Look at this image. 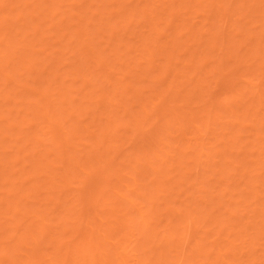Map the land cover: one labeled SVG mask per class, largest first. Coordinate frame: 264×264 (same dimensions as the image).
<instances>
[{"label":"bare ground","instance_id":"bare-ground-1","mask_svg":"<svg viewBox=\"0 0 264 264\" xmlns=\"http://www.w3.org/2000/svg\"><path fill=\"white\" fill-rule=\"evenodd\" d=\"M6 1L8 2L9 0ZM6 1L1 0L3 4L7 3ZM14 1L12 2L13 5L20 4L18 3L20 1ZM64 1L65 0H31L30 2L29 0V3L25 2L24 7L26 8L22 7L23 9H28V12L26 11L25 14L22 13L23 11L21 12L18 5V16L15 18V20H10L11 23L9 25V21L7 20V18L3 19L4 17L2 18V16H0V221L4 220V223L0 222V264H264V261H260V257V259H255V256H258L256 252L258 251V249L260 251L261 248L258 244L262 243L261 240H264V86H262L264 85V79H262L264 78V51H262L264 50V47H262L264 45L260 46V44H262V37H264L261 35L262 37L260 38V34L264 33V31H260L261 33H257L259 34L258 37H252L253 35L248 34L250 33L251 30L249 29L251 28L244 26L248 24H243V22L246 21L244 19L247 17H249V19L252 18L250 21H253V23L261 20L262 24H264V0H251V2H247L246 0H233V2L230 1V3H227L228 0H209L210 2H206L207 0H127L125 2V4L128 3V5H126L127 7L123 5L124 0H116V3L114 0L115 4L112 2L113 0H111L109 4L113 5L115 9H111L109 6L107 10L111 9L109 10L110 13L108 11V16L106 15V17L103 18V20L109 19V24L106 21L101 20L99 17H97L98 20L103 21V24H100L99 21L97 22V18L94 19L95 14H98L101 18L102 16H104L103 12L105 11L101 9L102 7H104V5L106 6V2L104 0H102L104 1V3L101 0H79L78 3L75 2L77 0H70L71 4L68 5L72 7L68 11V13L70 12V15H68L69 18H66L62 11H58L63 6L62 4ZM99 1H101V4ZM223 1H226L227 6ZM244 2L246 3L245 5ZM26 3L33 12H31V10L27 8ZM30 3L35 5L31 6ZM97 3L100 5H98ZM211 4L212 6L216 4V10L214 11L215 13L219 12V15L221 14L220 17L222 20L220 19L221 22L219 28L221 27L222 29V27L224 26L222 30L224 31V34L222 33V31L220 33L219 30V32H216V29H213L214 31H211L214 23L210 20L211 17H208L211 13H202L203 18L199 17L201 18V21L199 20V18H194L195 15H198L197 11L199 10L200 12L199 8H211ZM233 5H236V7H232ZM74 6L77 8H75ZM10 7H12V5H10ZM194 7H197V9ZM248 8H250V10L252 12L254 11L255 13H250ZM191 9L195 10L192 11ZM218 9L220 10L218 11ZM189 10H191L192 12ZM221 10L223 12L228 11L227 13L229 14V18L226 17L225 14L223 15ZM245 11L249 12L247 13ZM91 12L94 14L93 17L91 15ZM188 12L189 16H192L194 14V16L190 18L193 20V26H188V24L184 22L178 23L180 19H182V17L178 16H185L188 14ZM28 13L30 16L28 15ZM113 14L115 17L112 16ZM174 16L175 18L177 16L179 20H176L178 22H175L171 19L169 20L168 17ZM223 16H225L226 18ZM237 16H240V18L242 17V19H238ZM207 17L209 18V20ZM114 18L116 21H113ZM116 18L118 19V21ZM50 19H52L53 22H51ZM67 19L68 22H66ZM204 19H206V21H204ZM231 19H233L234 21L230 22ZM195 20H197V22ZM240 20L242 21V23H239ZM64 21L67 24H70L71 22L70 27L68 26L69 24L67 26L63 24V26H65V29L62 28L61 30H58L59 32L55 31L56 28H61V25L62 23H64ZM209 21L211 23H209ZM228 21L230 23L229 25L227 24ZM47 23L52 24L48 25ZM53 24L57 26L51 27L53 26ZM107 24L108 26H110L108 27ZM202 24H204V26ZM262 24H259L260 27H264L262 26ZM16 25L19 26L17 27ZM47 25L50 27H48ZM253 25L255 26V24H252V26ZM242 26L243 28H241ZM15 27H17L18 30L15 29ZM130 27L133 29H131ZM49 29H52L54 33L50 32L51 30ZM104 29L107 31H105ZM29 30L32 31V36L31 33L29 34ZM262 30H264V28H262ZM25 31L28 32L29 36ZM48 31L51 33L52 37L44 35L46 36V38L44 37V39L43 32L44 34H48ZM61 32L63 33V35ZM33 35H36L35 39L33 38ZM187 35L192 36V38H187ZM20 37L23 39H21ZM47 37H57L56 39L58 40V43H60L59 45L62 44L61 46L64 45L63 47L65 48L71 47V40L69 41L68 39L73 38L72 42L75 41L76 44L78 42L76 46L74 45L70 48L72 51L67 50L66 52H70L69 54H71V60L69 59L70 57L68 59L66 58V60L64 59L65 57L63 59H59L61 57H56V54L58 52L56 51V49L54 51L53 47H51L52 49L49 48V45L51 43H49L50 39H47ZM61 37H64V41L60 39ZM101 37H104L105 40L103 38L101 40ZM184 37H186L185 43L188 46L185 45L186 47L184 48L182 46L179 47L174 40L176 38L181 39ZM238 37L242 39L240 40V38ZM199 38L203 41L205 40L206 43L202 40L200 41ZM29 39H31V42ZM97 39L100 41H98ZM124 40L126 41L124 42ZM134 40L136 42H132ZM146 40H149V42ZM192 40L195 41L193 42ZM246 40L247 43L249 42V40L251 41V45L249 44L251 46H249V52H253L250 54H253L255 52V54H253V57L250 58L252 60H250L249 58L247 59L245 57V54H243V48L246 45ZM67 41L68 44H65L67 43ZM221 41L223 42V45L225 44L226 46H228L227 48H225L226 46L224 45V48L226 50L223 49ZM187 42H190V44H188ZM32 43H34L35 46ZM111 43L114 44L112 45ZM103 44H107L108 46ZM135 45L137 46L135 47ZM147 45H150L149 47L152 49H150ZM205 45L208 50L205 48ZM199 46H204V50L203 48H201L202 50L199 52ZM36 47L41 48L42 52L47 49L48 51L46 50V52L49 53V55L47 53V57L39 60L40 62L37 61L39 65L42 64V67L35 65V63H32V60H36V58H34L35 53H39L41 51L40 49L36 50ZM219 47L221 48L218 49ZM256 47L259 51V53L257 52L258 58H256ZM16 48L18 49L16 50ZM65 48L61 50H64ZM209 50L214 51L216 55L213 54L214 52L212 51L211 54L216 58H219L218 61L217 59L214 60L216 61L215 67L212 65L207 66H210V69L214 67L213 70L211 69L212 71L208 68L210 70V73L212 72V78L209 75V72H204V70L201 69L203 66L198 62L201 59V55L199 53H202L205 56V59H203V64H207L206 61L208 60V53H210ZM216 50H218L219 53H217ZM219 50H224L225 52H220ZM14 52L17 53L13 54ZM19 52H24V54L22 53V60L20 59V62H17V65L21 64V66L19 65V67L16 65L14 66V68H12L13 70L10 69L11 73L6 72L5 69L9 70V68L16 63L15 57L17 58L18 56H20ZM46 52L43 53L45 54ZM54 52L56 54H54ZM137 52H141L139 53L141 56ZM50 53L54 54V56L51 57ZM132 53H135V59ZM181 53L184 54V58H182L183 54L182 56H180ZM16 54L19 55L16 56ZM73 54L76 56H74ZM217 54H219V56H217ZM13 56L15 57L11 59V57ZM132 56L134 61L133 63H131L135 64L134 68L129 67V65L131 64L130 60H132ZM197 56H199L200 58L197 59ZM7 57H9L10 61ZM48 57H50L51 59L46 60L45 58ZM73 57L74 59H76L74 60ZM193 57L195 59H193ZM6 58L9 62L6 60ZM127 58L131 59L129 60ZM176 59L177 62L175 61L173 64H171L172 61ZM196 59L197 63L195 62ZM255 59L256 61L257 59L259 61H257V63H254L256 62ZM211 60L213 59L209 58L210 64L212 63ZM249 60L251 61L249 62L250 65L246 64ZM57 61L60 62V64ZM64 61L65 64H68L67 66L65 64V66L63 65ZM217 62L219 63L217 64ZM224 62L230 63L232 67H226L227 65ZM55 63L56 68L53 67ZM192 63L196 65L193 66ZM252 63H254V65H252ZM172 65L173 68L171 67ZM57 67H59V69ZM67 67L69 68V70ZM61 68H63V70H61ZM96 68L100 69V71H98V69ZM220 69H222L225 73L220 71L222 75H219V78L227 76L226 79L223 78V80H228L227 84H234L233 82L238 78L237 76H248V79L249 77H252L250 82L255 80L254 84L256 86L254 87L256 88V91H251L255 92V95L253 93V95L248 96V98L247 96L243 97L242 95L240 97V92H248L247 88H249L250 90L251 86L253 87L254 85L252 84L253 82L250 84L247 78L242 77L243 79H247L246 83H249L250 87L247 85L248 87L245 89V91H243L244 88H242L243 90L237 89L239 90V96L238 93H236V96L240 97L241 99H239L238 103L234 105L235 107L228 104V106H225V108L223 107L222 109H220L221 106L218 108L214 107V102L212 104L214 92L212 93L211 90L207 88L211 84V79L213 80V82L214 80L216 81L215 76L220 73ZM37 70H39L41 73L44 72L42 74L43 76ZM55 70H57V72H55ZM60 70L64 73H61ZM156 70L158 71L157 75L159 76L156 75ZM214 70H217L218 73ZM239 71L241 73L240 75H237ZM16 72L18 74H16ZM202 72H204L202 77H206L205 73H207V77L208 75L210 76L208 77V79L211 78L210 81L207 80V78L201 77L203 80L200 79L199 76H201L202 74H199ZM257 72L258 74L256 75L255 73ZM6 73H8L7 76L5 75ZM58 73H60L61 76ZM25 74H28V76H25ZM176 74L178 75L176 76ZM50 75L54 76H51L50 78ZM229 75H231V78L235 76V80H230ZM20 76L21 78L22 76L25 77H23V80L17 79ZM33 76L35 77V79H33ZM56 76L58 78H56ZM155 76L162 78H158V87H160L159 89L156 86L153 87L154 84L151 83V77L157 79ZM8 77H10V79ZM26 77H30L28 78V81L30 80L29 82L27 81ZM177 77H180L181 80L178 83H175ZM253 77L255 78L253 79ZM257 77H259L260 79ZM6 78L9 81H4V79L6 80ZM36 78H39V80H37ZM45 78L46 82H44ZM52 78L54 79L53 81ZM64 78L67 82L64 80ZM256 78L259 80H257ZM55 79L59 80L56 81ZM18 80L19 82H17ZM163 80L165 81V84L167 82L166 85L163 84ZM1 81L4 84L6 82L7 83L3 86V83ZM23 81H25L26 83L25 87ZM38 81L40 83H38ZM54 81H56V83H54ZM202 81L203 84L201 83ZM229 81H231L232 83H230ZM243 81L245 82V80ZM51 82H53L54 84H51ZM69 82L70 85L68 84ZM148 82L150 84L143 87L144 84ZM17 83L19 86H21L18 87ZM45 83H47L48 85H45ZM75 83L79 85L81 84V87L83 86V94H81V90H75V86L77 85ZM13 84L14 86L12 87ZM33 84H37L35 89L37 87L41 88H37V93H39L41 96L39 95L37 97V94H34V96L32 94L31 97H33V102L29 101L30 103H28L27 98L29 97V95L28 93L26 94V90H28V88ZM59 84L63 86L66 85V87L64 86L63 89L69 88L73 85L74 87H71L72 91L74 90L73 92H75V94H78L73 95L72 92H64L62 90L63 86ZM173 84H176L177 88L176 85ZM236 84L237 83H235V85ZM86 85H89V87H91L89 91L87 90L89 93H87L85 90ZM137 85L143 87L144 89L139 87V89H143L141 92L131 93L132 88L135 89ZM163 85L167 88H161L163 87ZM182 86L185 88H189L182 91ZM23 87L26 91H24V94H22ZM50 87L52 91L56 90L55 93L54 91L51 93ZM52 87H54L55 89ZM210 87L212 88V86ZM139 89L137 91H140ZM33 90L34 88H32V91ZM148 90H153L152 92H154L152 93L150 91L152 94V96L149 97L150 100L148 99V95L146 94L148 93ZM156 90H158V92H156ZM252 92L250 93V95L252 94ZM67 93H71L70 95H68V98ZM22 95L26 96L23 97ZM71 95L73 98H69V96ZM78 95L79 97H77ZM138 95H141L142 99L141 100L139 98V104L138 101H136V99H138ZM164 95L168 97L164 98L165 102H167V98L169 102L167 104H170V101L174 102V100H176L177 102H181V105L185 107L183 108V111L181 110L182 112L177 114L176 110L180 111V108L176 107L179 109H176L175 112L173 111L174 113L171 112L172 114H170L169 116L163 115L166 119L161 118L163 117L161 114L160 116L157 114L158 118H156L157 115L154 117L155 110H159V113L166 114L168 112L170 113V109L172 110L173 108L169 107V105L164 102V106H168L169 111H167V109H164L163 111V109L161 108L163 104L160 103L161 101L159 100H162V96ZM94 96L95 98H93ZM143 96H146L147 98H143ZM201 96L203 98H201ZM86 97L90 98V101L86 100L87 102H89V104L93 98V105L91 107H86L88 104L87 102V104L84 103V98ZM111 97V100H113L114 102H111V100H109V102L111 103L109 104L108 102L106 104L107 100ZM156 98H159L157 99L158 101H156ZM200 98L203 99V102ZM192 100H195V103L196 100L197 102H202V104L201 102L196 103L200 107L198 108L197 106H195V108L197 107L198 110L192 108L194 110V112L192 110L193 114L191 110H189L191 109L190 105L192 104L189 105L188 103ZM77 102L81 104L83 102V104H77ZM12 103L14 104V106L12 105ZM239 103L241 104L239 105ZM35 104L38 106H36ZM112 104L115 107H110L111 109L109 111L104 110L105 105H108L109 107V105ZM133 104H138L140 106H137L139 107L137 108ZM118 105L120 108H117ZM159 105H161V107H159ZM14 107L16 108L14 109ZM228 107L231 109H229ZM87 108L90 110H88ZM107 111L109 113H107ZM62 113L64 114L62 115ZM194 113L195 115L197 114L196 117ZM200 114H203L202 116L204 117L200 118ZM2 115L5 116V118ZM207 115L208 118H210V120L212 121L210 122L211 124L209 123V125L208 122H206V120H209L207 118ZM79 116H82V118ZM86 116L87 120L85 119ZM120 117L122 120L119 119ZM191 117L192 120L190 125ZM222 117L228 119L225 120L224 118L227 123L231 122V120L232 122L228 125L227 123H224ZM77 118L80 119L77 120ZM131 118L132 120L129 121L128 119ZM147 118H150L147 121H150V124L156 127L155 130L158 133L157 135L155 130H151L153 128H150L149 125L145 123L147 122L145 121ZM159 118L162 120V123H159L161 122ZM204 118L207 119L205 120ZM153 119H159L158 121L155 120V123L159 124L158 126L154 123ZM186 119L187 121H185ZM219 119H222L220 121H223L225 125L218 122ZM32 120H35L36 122ZM117 120L119 122H117ZM85 121L89 122L85 123ZM181 121L185 123H180V125L179 122ZM98 122L101 123V125H99ZM24 123L25 126H27L26 128L28 130L26 128L25 130L21 129L20 126ZM36 123H38V125L40 124L39 130L36 129ZM192 123L195 126H193L194 128L191 127ZM2 124H4L5 126H3ZM6 124L8 125L6 126ZM81 124H88L89 126H92V129L90 128L89 130L87 128L86 130L88 132H85L84 126L86 125L82 127ZM140 125H145L147 126L146 128L149 127L150 129L143 131V126L141 127ZM174 125L177 126H175L176 130L174 129L175 127H173ZM210 125L213 126V128L210 127ZM1 126L5 127L6 129L2 128ZM57 126L61 131L60 132L58 130L59 133L56 132L57 129L55 127ZM159 126H161V128H159ZM95 127L99 128L100 131H98L99 129H97L96 131ZM133 127H137V129ZM81 128H83V131L81 130ZM122 128H124L123 130H125L124 133L122 132ZM185 128H191L192 130L190 129V131L188 129L190 131L188 132ZM208 128L212 130V132ZM1 129H4L5 131H2ZM177 129L181 132V139L179 136L180 134L178 135V133L173 136L175 132H179L177 131ZM126 130L129 131L126 132ZM162 130L163 132L161 133ZM245 130L248 132H246ZM37 131H41V133L37 134ZM137 131H142V133H139ZM2 132H6L4 136ZM164 132H167V134H165L166 139L163 134ZM207 132L208 134L211 133L212 137L210 138V140L208 139V137H205L208 135ZM238 132H240L242 135ZM244 132H246V135ZM127 133H131L132 136L134 133V135L136 136H141L142 141H145V144H149L150 146H142L144 149L143 151L140 143H137L135 147L132 146L133 148L128 145L131 150L135 148V150H133L132 157V152H130L131 150H129L130 148H128L127 146V141L116 143L113 142V140H121L119 139V134H121V137L123 136L122 139H128L129 142L131 140H134L136 136L134 138L132 136L130 138H126ZM185 133H188L187 135L191 136H187V138L189 137V141L192 140V142H195L196 139L201 136V138H199L201 139V142L197 141V143H195L196 147L198 146V149L196 147H192L194 148V150L191 149L190 145L192 142H189V145L186 143L187 145L184 146L191 149V152L193 151V153L189 152L190 155L183 153V150L181 149L183 147L179 148L178 150L177 143L183 144L182 141L184 140L182 138H186V136H182H184ZM199 133L201 134L200 136ZM146 134H149L148 140L146 139ZM161 134L163 135L161 136ZM240 135L241 137H243H239ZM2 136L4 138H8V141L17 136V139L15 138L13 139V141L15 142L16 140L15 144H17L18 142L21 143H18L15 147L16 152L9 146L8 148H6L7 144L4 145V143L7 142V140H4ZM153 136L156 138L158 136L160 137L155 140ZM176 136H179L178 139H180V141H177ZM204 137L208 141H205ZM144 138L147 141L144 140ZM212 138H214V140ZM239 138L241 141L239 140ZM246 138L251 140H245ZM172 139H175L177 142L175 143V141H172ZM150 140L155 141L154 143L151 141V143ZM242 141L243 143L246 141L247 142L243 144ZM24 142L25 146H23ZM173 142L174 145L171 144ZM112 143H114V145ZM123 143L125 144L123 145ZM28 144L32 146H29ZM46 145L48 146V149H45L47 148ZM26 146L28 147V149ZM120 146L122 149H119ZM112 147H115L116 150H112ZM249 147L251 149H249ZM123 148L127 149L126 152H124ZM172 148L175 150H170ZM234 148L237 149L236 154L241 149H243L238 153L240 154V156L237 157L235 153L233 154V152H235ZM244 150L248 151L247 154L246 152L244 153ZM13 151L14 153H12ZM23 152H27V154L23 157L19 156V154ZM117 152L119 153L117 157L115 156V158L114 155H117ZM141 152L143 154H141ZM108 153H111L112 155ZM195 153H198L201 158L199 157L197 159L194 156ZM98 155L99 157H101L99 158ZM183 155H185V157L187 158H185ZM192 155L195 157V159ZM221 155L224 156V159H222L223 157H219ZM229 156L233 157L236 160H239L240 164L234 161H230L228 158L231 157ZM95 157L98 158L96 159ZM217 157L219 158L218 160H216ZM117 158L118 161L122 162V166L123 164H125V162H127V166L125 167L127 170L123 169V172L127 171L126 173H123L121 171V174H119V169L116 170L114 168V170L116 171L113 170L112 164ZM193 159L195 160V162ZM209 160H215L217 161V163H215V161L210 163ZM191 163L194 165V168L198 165H196V163H199L200 166H205L206 168L204 169L202 167L200 168V166H197L196 168L199 170V172H196L197 169L194 171ZM189 164H191V166ZM110 165L112 168L109 167ZM212 165L213 170L210 169L212 168ZM145 166L149 170L146 171ZM186 166L188 167V169ZM214 166L219 170H216ZM243 166L244 168H246L244 169ZM191 168L195 173L187 176L191 171ZM199 168L205 171H201ZM214 168L215 172L218 171L216 175L214 174ZM186 169L189 172L186 171ZM211 170L213 171V174L215 176H220L218 177L219 181H216L217 177L213 179V182L212 178L208 179L209 176H212V174H209L207 176L205 172L209 173L210 171L212 173ZM228 170H233L232 172H234V174L236 173V176H238L237 178L230 179V182L234 181L231 182L233 186L230 183L229 185L227 181L226 173ZM116 172L118 173V175ZM113 173L117 175L116 178L119 180L118 182L116 181L117 183H115L114 185L111 184L112 186L111 188H109V191L108 188L106 189V187L107 184H110L106 181L111 180V176H115L113 175ZM197 173H200L201 176L198 175L194 177L193 175H196ZM149 174L152 175L151 178H149ZM203 174L206 176H204ZM93 176L94 179H89V177L92 178ZM185 176H187V178ZM203 176L206 178V180H204L205 178ZM99 177L100 179L103 177L104 178L102 180H99ZM201 177L203 178L202 180H200ZM188 178L192 182V185L196 186L194 187L196 188L195 193H197V197L191 196L190 193H185L189 192L190 190V192H192V190L195 189L192 186L193 189L189 190L190 186L186 185V181H189ZM104 179L108 180H105L103 182ZM197 179L199 181L196 183ZM207 179L212 183L216 181V183H214L215 186L213 185L212 187V183ZM236 179L238 181H236ZM97 180L101 181L100 184L97 183ZM114 180L116 179L112 178L111 181L115 182ZM111 181L109 182L113 183ZM183 181H185L184 185H186V187H189L182 188L184 187L181 186L183 184ZM225 181H227L226 183L231 189H228V187L226 186L227 184L222 183ZM74 182L77 183L75 189L72 186ZM207 183H210L211 185L208 187ZM217 183L222 184V188ZM104 184H106V187ZM217 186L220 188H217ZM237 186H239V190L235 188ZM173 190L177 192L174 197H176L178 195V192L180 191L184 199H179L177 196V199H175V201L173 197H171L172 194L175 193L172 192ZM111 194L114 196H111ZM111 197L117 200L113 203ZM179 197L181 198L180 195ZM226 197L229 198V200L227 199V203L224 200V198ZM212 198L213 200L216 199L215 202H217L218 204L220 203L218 201H221L222 203V200L226 203H224V205H227L228 208L225 210V212L219 214L218 210L220 209V207H216L217 203L214 202V204L212 202ZM118 201L120 203H118ZM121 201H123L122 204ZM113 205L115 207H118L115 208ZM120 205H122L121 208ZM222 205L223 203L220 205L222 208L226 207ZM98 206L99 210H96L98 209ZM89 208H93L95 210L91 212V210L89 211ZM128 208L129 210H132L129 211ZM168 211L172 213L170 214V212L168 213ZM169 215H173V219ZM163 216H165V222H163ZM90 217L91 219H89ZM169 217L172 219L170 222L168 221V219L170 220ZM135 226L138 228H136ZM83 227H86L87 230ZM116 229L118 231H115ZM124 229H126L127 232H125ZM133 229L135 233H133ZM114 231L116 233H114ZM9 232L10 235L6 236ZM117 234H119V236ZM5 238L6 240H4ZM102 239L106 244H102ZM257 240H260L261 242L258 243V241L256 243ZM46 245L47 247H44ZM238 245L239 247H236ZM260 245L262 246V244ZM255 247H257L258 249L256 250ZM243 254H246V256H244ZM244 257H246V259ZM257 260L259 263L256 262Z\"/></svg>","mask_w":264,"mask_h":264},{"label":"rangeland","instance_id":"rangeland-1","mask_svg":"<svg viewBox=\"0 0 264 264\" xmlns=\"http://www.w3.org/2000/svg\"><path fill=\"white\" fill-rule=\"evenodd\" d=\"M5 1H6V0H5ZM13 1H14V0H9L8 2L6 1L7 3H4V4H3V2H1V0H0V11H1V12H0V16H2V18L4 17L3 19L7 18V20L9 21L8 25L11 23L12 20H15V18L18 16V12H17V10H18V7H17V6H18V5H19V8H20L21 12L23 11L22 13L25 14L26 11L28 10V9H27V10H26V9H23L22 7H24V6H25V2H28L29 0H18V1H20V2H18V3H20V4H18V5H13V4H12ZM16 1H17V0H16ZM71 1H72V0H71ZM71 1H70V0H65V1L63 2V4H62L63 6L58 10V11H60V12L62 11V12L64 13V16H65L66 18L68 17V15H70V14H69L70 12L68 13V11L70 10V8H71L72 6H70V5H68V4H71V3H70ZM74 1H75V0H74ZM74 1H73V2H74ZM78 1H79V0H77V1H75V2L78 3ZM86 1H87V0H86ZM101 1H102V0H101ZM101 1H99L100 4H101ZM104 1L106 2V6L104 5V7L101 8L103 11H105V12L101 11V12H103V15H104V16H102V18H101L98 14H97V15L95 14V16H94V14L91 12V15H92V17L94 16V19L97 18V17H99L101 20H103V18L106 17L108 11L111 10L112 8H114L113 5L109 4V2H110L111 0H104ZM104 1H102V2L104 3ZM126 1H127V0H124V1H123V2H124L123 5H125V6L128 5V3L125 4ZM208 1H209V0H207L206 2H208ZM230 1L233 2V0H228L227 3H230ZM246 1H247V2H248V1L251 2V0H246ZM14 2H15V1H14ZM30 2H31V0H30ZM55 2H57V1H55ZM112 2L114 3V0H113ZM209 2H210V1H209ZM223 2H224L225 5L227 6L226 1H223ZM234 2H235V1H234ZM28 3H29V2H28ZM115 3H116V0H115ZM115 3H114V4H115ZM117 3H118V2H117ZM6 4H7V5H6ZM15 4H16V3H15ZM26 4H27V3H26ZM30 4H31V3H30ZM47 4H48V3H47ZM52 4H53V3H52ZM55 4H56V3H55ZM97 4H98V3H97ZM97 4H96V5H97ZM100 4H98V5H100ZM143 4H144V3H143ZM245 4H246V3L244 2V5H245ZM250 4H251V3H250ZM250 4H248V5H250ZM10 5H12L13 9H12V7H10ZM21 5H22V6H21ZM32 5H33V4H31V6H32ZM34 5H35V4H34ZM34 5H33V6H34ZM48 5H49V4H48ZM56 5H57V4H56ZM98 5H97V6H98ZM203 5H204V4H203ZM26 6H27V8H29V7H28V4H27ZM50 6H51V5H50ZM50 6H49V7H50ZM78 6H79V5H78ZM109 6H110L111 9L107 10V9L109 8ZM117 6H118V5H117ZM217 6H218V4H217ZM74 7H75V6H74ZM74 7H73V8H74ZM115 7H116V5H115ZM126 7H127V6H126ZM202 7H203V6H202ZM232 7L235 8L236 5H233ZM244 7H245V6H244ZM24 8H26V7H24ZM52 8H53V7H52ZM75 8H77V7H75ZM94 8H95V7H94ZM194 8L197 9V7H194ZM198 8H199V7H198ZM204 8H205V7H204ZM215 8H216V4H214L213 6H212V4H211V8H205V9L199 8V9H200V12H199V10L197 11V12H198V15H197V16H196V15L194 16V14H193L192 16H194V18H197V19H198L199 17H202V13H205V14H206V13H208V14L211 13L210 16H208V17H211L210 20H211L212 22H214V23H213V26H212L213 28H212L211 31H214V30L216 29V30H217L216 32H219V31H220V33H221V31L223 30V27H224V26L222 25V26H223L222 29H221V27L219 28V25H220V22H221L222 19H221V17H220L221 14L219 15V12H216L217 14L215 13V11H214V10H216ZM2 9H3V10H2ZM29 9H30V8H29ZM54 9H55V8H54ZM78 9H80V8H78ZM91 9H92V8H91ZM114 9H115V8H114ZM248 9H249V11H250V13H251L252 11L250 10V8H248ZM251 9H252V8H251ZM24 10H25V11H24ZM30 10H31V12H33L32 9H30ZM191 10L194 11L195 9H194V10L191 9ZM191 10H189V11H191ZM219 10H220V9H218V11H219ZM243 10H245V9H243ZM246 10H247V7H246ZM75 11H77V10H75ZM192 11H191V12H192ZM213 11H214V12H213ZM221 11H222V10H221ZM249 11H245V12L248 13ZM27 12H28V11H27ZM46 12H47V11H46ZM49 12H50V10H49ZM49 12H48V13H49ZM227 12H228V11H226V12H223V11H222L223 15L225 14L226 17L229 18V14H228ZM29 13H30V12H29ZM29 13H28V15H29ZM94 13H95V12H94ZM109 13H110V11H109ZM109 13H108V14H109ZM111 13H112V12H111ZM193 13H195V12H193ZM252 13L254 14L255 12L253 11ZM16 14H17V15H16ZM20 14H21V13H20ZM195 14H197V13H195ZM243 14H244V13H243ZM187 15H188V16H187ZM187 15H185V16H178V17H182V19H180L179 22L177 21V20H179V19L177 18V16H176V18H175V16H174V17H168V18H169V20L171 19V20H174L175 22H178V23H180V22H184V23H187L188 26H189V25L193 26V25H192V23H193L192 21H193V20L190 19L192 16H189V12H188ZM203 15H204V14H203ZM213 15H215V16H213ZM29 16H30V15H29ZM49 16H50V15H49ZM107 16H108V15H107ZM112 16H114V14H113ZM204 16H205V15H204ZM206 16H207V15H206ZM218 16H219V17H218ZM242 16H243V15H242ZM248 16H249V15H248ZM255 16H256V15H255ZM61 17H62V16H61ZM114 17H115V16H114ZM183 17H184V18H183ZM208 17H207V18H208ZM223 17H225V16H223ZM226 17H225V18H226ZM246 17H247V16H246ZM252 17H253V15H252ZM27 18H28V17H27ZM50 18H51V17H50ZM68 18H69V17H68ZM168 18H167V19H168ZM202 18H203V17H202ZM207 18H206V19H207ZM212 18H213V19H212ZM237 18L239 19L240 16H239V17L237 16ZM255 18H256V17H255ZM91 19H92V18H91ZM116 19H117V18H116ZM176 19H177V20H176ZM184 19H187V20H184ZM206 19H204V21H206ZM220 19H221V20H220ZM223 19H224V18H223ZM240 19H242V17H241ZM248 19H249V17L245 18L244 20H246V21L243 22V24H248V25H249V26H248V25H244V26H247V27H250V28H251V29H249V30H251V31H250V33H248V34H249V35H250V34L253 35L252 37H258L259 34H257V33H261L260 31H264V30H262V28H264V27H260V25L262 24V21H261V20H260V21L258 20L256 23H253V21H252V22L250 21L252 18H250L249 20H248ZM259 19H260V17H259ZM7 20H6V21H7ZM10 20H11V21H10ZM50 20H51V22H53L52 19H50ZM55 20H56V19H55ZM55 20H54V21H55ZM65 20H66V19H65ZM88 20H89V19H88ZM110 20H113V19H110ZM190 20H191V21H190ZM199 20L201 21V18H199ZM199 20H198V22H199ZM208 20H209V18H208ZM208 20H207V21H208ZM247 20H248V21H247ZM253 20H254V18H253ZM255 20H256V19H255ZM98 21H99V20H98V18H97V22H98ZM103 21H106V22L108 23L109 19H108V20L105 19V20H103ZM103 21H99L100 24H101ZM113 21H116L115 18H114ZM117 21H118V19H117ZM195 21L197 22V20H195ZM231 21L233 22L234 20L231 19L230 22H231ZM249 21H250V22H249ZM13 22H14V21H13ZM17 22H18V20H17ZM49 22H50V21H49ZM66 22H68V19H67ZM66 22L64 21V23H62V25H61V28H56L55 31L59 32L58 30H61L62 28L65 29V26H67V25L69 24V23L67 24ZM94 22H96V21H94ZM141 22H142V21H141ZM143 22H144V21H143ZM172 22H173V21H172ZM190 22H191V23H190ZM196 22H195V23H196ZM254 22H255V21H254ZM260 22H261V23H260ZM87 23H88V22H87ZM90 23H91V22H90ZM144 23H145V22H144ZM189 23H190V24H189ZM209 23H211V22L209 21ZM239 23H242V21L240 20ZM15 24H16V22H15ZM17 24H18V23H17ZM47 24H48V23H47ZM49 24H50V23H49ZM49 24H48V25H49ZM51 24H52V23H51ZM51 24H50V25H51ZM63 24H64L65 26H63ZM70 24H71V22H70ZM70 24L68 25L69 27H70ZM80 24H82V23H80ZM92 24H93V22H92ZM94 24H95V23H94ZM102 24H103V23H102ZM104 24H105V23H104ZM108 24H109V23H108ZM108 24H107V26H108ZM227 24H228V25L230 24L229 21L227 22ZM252 24H255V26H254V25L252 26ZM259 24H260V25H259ZM45 25H46V24H45ZM45 25H44V27H45ZM48 25H47V26H48ZM96 25H97V24H96ZM184 25H185V24H184ZM202 25L204 26V24H202ZM6 26H7V25H6ZM16 26H17V25H16ZM18 26H19V25H18ZM18 26H17V27H18ZM47 26H46V27H47ZM55 26H57V25H54V24H53V26H51V27H55ZM94 26H95V25H94ZM98 26H99V25H98ZM98 26H97V27H98ZM101 26H102V25H101ZM109 26H110V25H109ZM109 26H108V27H109ZM133 26H134V24H133ZM195 26H196V25H195ZM226 26H227V25H226ZM238 26H239V24H238ZM262 26H264V24H262ZM17 27H15V29H17ZM48 27H50V26H48ZM58 27H59V25H58ZM69 27H68V28H69ZM99 27H100V26H99ZM108 27H107V28H108ZM209 27H210V25H209ZM9 28H10V27H9ZM30 28H31V27H30ZM68 28H67V29H68ZM91 28H92V27H91ZM93 28H94V27H93ZM130 28H131V27H130ZM136 28H137V27H136ZM192 28H193V27H192ZM192 28H191V29H192ZM202 28H203V27H202ZM241 28H243V26H242ZM41 29H42V27H41ZM53 29H54V28H53ZM67 29H66V30H67ZM102 29H103V28H102ZM131 29H133V28H131ZM134 29H135V28H134ZM210 29H211V28H210ZM213 29H214V30H213ZM6 30H8V29H6ZM17 30H18V29H17ZM43 30H44V29H43ZM47 30H48V29H47ZM49 30H51L50 32L54 33V31H53L52 29H49ZM69 30H70V29H69ZM93 30H94V29H93ZM104 30H105V29H104ZM196 30H197V28H196ZM201 30H204V29H201ZM218 30H219V31H218ZM225 30H226V29H225ZM241 30H242V29H241ZM29 31H30V30H29ZM64 31H65V30H64ZM105 31H107V30H105ZM25 32H26V31H25ZM31 32H32V31H30L29 34H30ZM46 32H47V31H46ZM48 32H49V31H48ZM50 32H49L48 34H46V33L44 34V32H43V38H44V37L46 38V36H48V37H52V35H51ZM62 32H63V30H62ZM62 32H61V33H62ZM67 32H68V31H67ZM208 32H209V30H208ZM225 32H226V31H225ZM26 33L28 34V32H26ZM26 33H24V34H26ZM55 33H56V32H55ZM121 33H122V32H121ZM220 33H218V34H220ZM222 33L224 34V31H222ZM255 33H256V35H255ZM29 34H28V36H29ZM33 34H34V32H33ZM105 34H107V33H105ZM223 34H221V35H223ZM44 35H46V36H44ZM55 35H56V34H55ZM55 35H54V36H55ZM57 35H58V34H57ZM62 35H63V33H62ZM69 35H70V34H69ZM94 35H95V34H94ZM221 35H220V36H221ZM261 35L264 36V33H261V34H260V38L262 37ZM31 36H32V33H31ZM35 36H36V35H35ZM35 36L33 35V38H34V39H35ZM54 36H53V37H54ZM67 36H68V35H67ZM67 36H66V37H67ZM121 36H122V35H121ZM123 36H124V34H123ZM188 36H189V35H187V38H192V36H189V37H188ZM48 37H47V39H50L49 43H51V44L49 45V48L53 47V50H54V51H55V49H56V51H57L58 53L56 54V53L54 52V54H56V55H57L56 57H58V58L61 57V58H59V59H63L64 57H65V58H64L65 60H66V58L68 59V58L71 56V54H69V53H70L69 51H68V53H66L67 50H71V49H70L71 47H73L74 45L76 46V45L78 44V42H77V44H76L75 41L72 42V39H73V38H72V39H68V38H69V37H68L67 39H68L69 41L71 40L70 42H71L72 44L70 43V44H71V45H70L71 47H68V46H69V45H68V46H66V47H68V48H65V47H63L64 45H63V46H61L62 44L59 45L60 43H58V40L56 39L57 37H56V38H48ZM58 37H60V36H58ZM99 37H100V36H99ZM197 37H198V36H197ZM202 37H203V36H202ZM221 37H222V36H221ZM20 38H21V37H20ZM45 38H44V39H45ZM63 38H64V37H61L60 39L63 40ZM97 38H98V37H97ZM102 38L105 40L104 37H101V40H102ZM200 38H201V37H200ZM200 38H199V40L201 41L202 39H200ZM238 38H240V37H238ZM21 39H23V38H21ZM47 39H46V40H47ZM65 39H66V38H65ZM107 39H109V38H107ZM162 39H163V38H162ZM178 39H179V40H178ZM193 39H195V38H193ZM241 39H242V38H240V40H241ZM16 40H17V39H16ZM29 40H30V42H31V39H29ZM32 40H33V39H32ZM36 40H37V39H36ZM62 40H61V41H62ZM95 40H96V39H95ZM97 40H98V39H97ZM104 40H103V42H104ZM196 40H197V38H196ZM238 40H239V39H238ZM260 40H261V39H260ZM56 41H57V42H56ZM63 41H64V40H63ZM98 41H100V40H98ZM125 41H126V40H124V42H125ZM146 41L149 42V40H146ZM174 41H176V44H178L179 47L182 46V47L184 48V47H186L185 45H187V44L185 43V42H186V37L181 38V39H180V38H176ZM174 41H173V42H174ZM190 41H191V40H190ZM192 41H193V40H192ZM194 41H195V40H194ZM194 41H193V42H194ZM202 41H203V40H202ZM261 41H262V44H260V46H261V45H264V37H262V40H261ZM17 42H18V41H17ZM19 42H21V41H19ZM24 42H25V41H24ZM33 42H34V41H33ZM132 42H136V41L134 40V41H132ZM196 42H197V41H196ZM198 42H199V41H198ZM203 42L206 43L205 40H204ZM203 42H202V43H203ZM219 42H220V41H219ZM250 42H251V41L249 40V42L247 43V40H246V41H245V43H246L245 46H246V47L244 46V48H243V54H245V57H246L247 59H248V58L250 59L251 57H253V54H255V52H254L253 54H250V53H252L253 51L249 52V50H250V49H249V46L251 45ZM22 43H23V42H22ZM22 43H21V45H22ZM96 43H97V42H96ZM145 43H146V42H145ZM184 43H185V44H184ZM187 43H188V42H187ZM202 43H201V44H202ZM205 43H204V44H205ZM221 43H222V45H223V42H222V41H221ZM221 43H219V44H221ZM243 43H244V42H243ZM243 43H242V44H243ZM32 44L34 45V43H32ZM32 44H31V45H32ZM65 44H68V41H67V43H65ZM111 44L113 45L114 43H111ZM146 44H147V43H146ZM146 44H145V45H146ZM171 44H172V43H171ZM188 44H190V42H189ZM191 44H192V43H191ZM201 44H200V45H201ZM204 44H203V45H204ZM249 44H250V45H249ZM17 45H18V44H17ZM103 45H107V44H103ZM173 45H174V44H173ZM173 45H172V46H173ZM194 45H195V44H194ZM222 45H221V46H222ZM224 45H225V44H224ZM224 45L222 46L223 49H225V48L228 47V46L225 45L226 47L224 48ZM34 46H35V45H34ZM99 46H100V45H99ZM99 46H98V47H99ZM107 46H108V45H107ZM110 46H111V45H110ZM110 46H109V47H110ZM136 46H137V45H135V47H136ZM147 46H148V45H147ZM147 46H146V48H147ZM149 46H150V45H149ZM149 46H148V47H149ZM187 46H188V45H187ZM190 46H191V45H190ZM219 46H220V45H219ZM241 46H242V45H241ZM19 47H20V46H19ZM46 47H47V46H46ZM103 47H104V46H103ZM203 47H204V46H203ZM203 47H202V46H201V47H200V46L198 47L199 52L202 50L201 48H203ZM250 47H251V46H250ZM262 47H264V46H262ZM33 48H34V47H33ZM44 48H45V47H44ZM44 48H43V49H44ZM63 48H65V49H64V50H61V49H63ZM77 48H78V47H77ZM77 48H76V49H77ZM101 48H102V47H101ZM112 48H113V47H112ZM112 48H110V49H112ZM149 48H150V47H149ZM192 48H193V47H192ZM205 48H206V45H205ZM220 48H221V47H219L218 49H220ZM17 49H18V48H16V50H17ZM34 49H35V48H34ZM37 49H40V50H41V48H39V47H36V50H37ZM51 49H52V48H51ZM74 49H75V48H74ZM150 49H152V48H150ZM206 49H207V48H206ZM239 49H240V48H239ZM256 49H257L256 53H257V52L259 53L257 47H256ZM261 49H262V48H261ZM40 50H39V51H40ZM46 50H47V49H46ZM46 50L43 51V52H46ZM178 50H179V48H178ZM180 50H181V49H180ZM203 50H204V48H203ZM207 50H208V49H207ZM225 50H226V49H225ZM252 50H253V49H252ZM19 51H21V50H19ZM47 51H48V50H47ZM71 51H72V50H71ZM75 51H76V50H75ZM75 51H73V52H75ZM209 51H210V53H208V60H207L208 62L206 61L207 64H206V63H205L206 65L203 64V62H204L203 59H205V56H204L202 53H199V54L201 55V59H200V61H198V62L201 63L202 66H203L201 69L204 70V72H205V71H206L207 73L209 72V75H210L211 78H212V75H211L212 72L210 73V70H211V69L213 70V68H214L215 65H216V63H215L216 61H214V60L217 59V61H218L219 58H216L215 56H213V55L211 54V51H212V50H209ZM216 51H217V53H219L218 50H216ZM219 51H220V50H219ZM223 51H224V50H221L220 52H223ZM241 51H242V50H241ZM241 51H240V53H241ZM247 51H248V52H247ZM260 51H261V50H260ZM262 51H264V50H262ZM262 51H261V52H262ZM17 52H18V51H17ZM17 52H14L13 54H15V53H17ZM43 52H42V50H41L39 53L36 52V53H35V56H34V58H36V60H35V61L32 60V61H33L32 63H35V65H38V66H41V67H42V64L39 65V63H37V61L43 59L44 57H47V53H48V52H46L45 54H44ZM178 52H179V51H178ZM207 52H208V51H207ZM207 52H206V53H207ZM212 52H214V51H212ZM224 52H225V51H224ZM22 53L24 54V52H22ZM22 53L19 52L20 56H18L19 54H18V55L16 54V56H18L17 58H16L15 56L11 57V59L15 57V62H16V63L13 64V65L9 68V70L5 69L6 72H10V69L13 70L12 68H14V66L17 65V62H18L20 59L22 60V58H23V57H22V55H23ZM135 53H136V52H135ZM135 53H134V54H135ZM137 53L139 54V53H141V52H137ZM258 53L256 54V58H258V56H257ZM13 54H12V55H13ZM50 54H51V53H50ZM54 54H51V57L54 56ZM132 54H133V53H132ZM134 54H133V56H134ZM182 54H183V53H181L180 56H182ZM199 54H198V55H199ZM213 54H215V52H214ZM2 55H4V54H2ZM7 55H8V54H7ZM48 55H49V53H48ZM58 55H59V56H58ZM73 55H74V54H73ZM73 55H72V56H73ZM139 55H140V54H139ZM139 55H138V56H139ZM174 55H175V54H174ZM178 55H179V54H178ZM178 55H177V56H178ZM196 55H197V54H196ZM205 55H206V54H205ZM215 55H216V54H215ZM223 55H225V54H223ZM0 56H1V55H0ZM74 56H76V55H74ZM133 56H132V60H130L131 58H130V59L127 58V59L130 60V63H131V62L133 63V61H134V59H135V56H134V59H133ZM136 56H137V54H136ZM140 56H141V55H140ZM206 56H207V55H206ZM217 56H219V54H217ZM247 56H248V57H247ZM259 56H260V55H259ZM184 57H185V56H184V54H183V57H182V58H184ZM197 57H198L197 59L200 58L199 56H197ZM220 57H221V56H220ZM254 57H255V55H254ZM260 57H261V56H260ZM260 57H259V58H260ZM7 58H8V60H9V57H7ZM7 58H6V60H7ZM32 58H33V57H32ZM58 58H57V60H58ZM137 58H139V57H137ZM174 58H175V57H174ZM174 58H173V59H174ZM209 58H210V59H213V60H211V61H212L211 64H210ZM225 58H226V56H225ZM225 58H224V59H225ZM45 59L47 60V59H51V58L48 57V58H45ZM69 59L71 60V57H70ZM73 59H74V57H73ZM75 59H76V58H75ZM75 59H74V60H75ZM77 59H78V58H77ZM127 59H126V60H127ZM178 59H179V57H178ZM193 59H195V58L193 57ZM197 59H196V61L194 60L196 63H197ZM206 59H207V57H206ZM6 60H4V61H6ZM8 60H7V61H8ZM46 60H45V61H46ZM53 60H54V59H53ZM74 60H73V61H74ZM136 60H137V59H136ZM136 60H135V61H136ZM180 60H181V59H180ZM183 60H184V59H183ZM250 60H252V59H250ZM250 60H249L248 63H246V64H249V65H250V63H249V62H251ZM253 60H254V59H253ZM4 61H3V62H4ZM9 61H10V60H9ZM9 61H8V62H9ZM61 61H63V60H61ZM67 61H68V60H67ZM73 61H72V62H73ZM175 61L177 62V59H176V60H173L171 64H173ZM178 61H179V60H178ZM255 61H256V59H255ZM257 61H259V60L257 59ZM257 61H256V62L252 61V62L257 63ZM19 62H20V61H19ZM21 62H22V61H21ZM39 62H40V61H39ZM55 62H56V60H55ZM57 62H58V61H57ZM72 62H71V63H72ZM136 62H137V61H136ZM163 62H164V61H163ZM229 62H230V61H229ZM260 62H261V61H260ZM4 63H5V62H4ZM6 63H7V62H6ZM30 63H31V62H30ZM48 63H49V61H48ZM58 63L60 64V62H58ZM58 63H57V64H58ZM61 63H62V62H61ZM68 63H70V62H68ZM132 63L129 65L130 68H134V65H135V64H132ZM214 63H215V64H214ZM218 63H219V62H217V64H218ZM224 63H226V62H224ZM254 63H252V65H254ZM18 64H19V63H18ZM46 64H47V63H46ZM64 64H65V61H64L63 65H64ZM213 64H214V65H213ZM3 65H5V64H3ZM19 65L21 66V64H19ZM19 65H17V66H19ZM55 65H56V63L54 64L53 67L56 68ZM65 65L67 66L68 64L66 63ZM65 65H64V66H65ZM192 65L194 66V65H196V64L192 63ZM208 65H210V66L212 65V66H214V67L210 69V66L207 67ZM226 65H227L226 67H228V66L230 67V66H231L230 63H226ZM20 66H19V67H20ZM59 66H60V65H59ZM64 66H62V67H64ZM199 66H200V65H199ZM217 66H218V65H217ZM255 66H256V65H255ZM255 66H254V67H255ZM35 67H36V66H35ZM171 67L173 68V65H172ZM231 67H232V66H231ZM5 68H6V67H5ZM43 68H44V65H43ZM43 68H42V69H43ZM57 68L59 69V67H57ZM67 68H68V67H67ZM199 68H200V67H199ZM208 68H209L210 70H209ZM52 69H53V68H52ZM58 69H57V70H58ZM96 69H98V68H96ZM253 69H254V68H253ZM258 69H260V68H258ZM15 70H16V69H15ZM40 70H41V68H40ZM53 70H54V69H53ZM57 70H55V72H57ZM61 70H63V68H61ZM61 70H60V71H61ZM68 70H69V68H68ZM207 70H208V71H207ZM212 70H211V71H212ZM217 70H218V68H217ZM217 70H214V71L218 73ZM227 70H228V69H227ZM227 70H226V72H227ZM16 71H17V70H16ZM21 71H22V70H21ZM37 71L40 72L39 70H37ZM37 71H36V72H37ZM66 71H67V70H66ZM98 71H100V69H98ZM159 71H160V70H159ZM220 71L223 72L222 69H220L219 72H220ZM256 71H257V70H256ZM50 72H51V71H50ZM62 72H63V71H61V73H62ZM122 72H123V71H122ZM161 72H162V71H161ZM196 72H197V71H196ZM200 72H201V70H200ZM204 72H202V73L199 74V75L202 74L201 76H199L200 79L203 80L202 78H207V80L210 81L211 78L208 79V77H210V76L208 75V77H207V73H205V74H206V77H205V76L202 77ZM221 72H220L219 74L216 73V74H217V76H215L216 81L214 80V82H213V80L211 79V82H210L211 84H210V86H212V88H211L210 86L207 88V89H210L212 93L214 92V98H215V99L213 98V101H212V104H213V102H214V104H213V105H215L214 107L218 108V107L221 106L220 109H222L223 107L225 108V106H228V105H230V106H231V105L234 106L235 104L238 103L239 99H241V98H240L241 95H242L243 97H244V96H247V98H248V96H252L253 93H254V95H255V92H252V91H254V90L256 91V88L254 87V86H256V85L254 84V83H255V80L252 81L253 83L250 82L252 77H251V78L249 77V79H248V78H247L248 76H247V77L242 76L243 78H244V77L247 78V79L249 80L248 82H250V84H251V83L254 84L253 87L251 86V89L249 90V88H247V87H248V86L250 87V84H249V83H246L247 79H243L242 77L237 76L238 78L235 80V79H234L235 76L231 78V75H229V76H230V80H231V79H234L235 81L233 82L234 84H227V83H228V82H227L228 80H227V81L225 80L227 76H226V77H223V78H225L224 80H223V78H221V77L219 78V75H220V76L222 75ZM10 73H11V72H10ZM12 73H13V72H12ZM14 73H15V71H14ZM14 73H13V74H14ZM19 73H20V72H19ZM40 73H41V72H40ZM43 73H44V72H42L41 75H42ZM63 73H64V72H63ZM157 73H158V71L156 70V75H157ZM223 73H225V72H223ZM240 73H241V72L239 71L237 75H240ZM16 74H18V73L16 72ZM37 74H38V73H37ZM51 74H52V73H51ZM58 74H60V73H58ZM120 74H121V73H120ZM123 74H124V73H123ZM213 74H215V73H213ZM228 74H229V73H228ZM255 74L257 75L258 72L255 73ZM5 75L7 76L8 73H6ZM30 75H31V74H30ZM33 75H34V73H33ZM56 75H57V74H56ZM62 75H63V74H62ZM153 75H154V74H153ZM177 75H178V74H176V76H177ZM194 75H195V74H194ZM235 75H236V74H235ZM243 75H244V74H243ZM2 76H3V75H2ZM25 76H28V74H27V75L25 74ZM25 76H22V78H21V76H20V77L17 78V79H19V80H23V79H24L23 77H25ZM31 76H32V75H31ZM35 76H36V75H35ZM42 76H43V75H42ZM51 76H54V75H50V78H51ZM57 76H58V75H57ZM57 76H56V78H58ZM60 76H61V74H60ZM98 76H99V74H98ZM157 76H159V75H157ZM157 76H155L157 79L151 77V83L154 84L153 87H155V86L158 87V85H159V84H158V82H159L158 78L160 79L161 77H157ZM179 76H180V74H179ZM195 76H196V75H195ZM224 76H225V75H224ZM229 76H228V78H229ZM12 77H13V76H12ZM16 77H18V76H16ZM36 77H37V76H36ZM38 77H39V76H38ZM63 77H64V76H63ZM69 77H70V76H69ZM69 77H68V78H69ZM197 77H198V75H197ZM201 77H202V78H201ZM1 78H3V77H1ZM8 78L10 79V77H8ZM26 78H27V77H26ZM28 78H30V77H28ZM28 78H27V81H28ZM43 78H44V77H43ZM59 78H60V77H59ZM68 78H67V79H68ZM71 78H73V77H71ZM239 78H241V79H239ZM254 78H255V77H253V79H254ZM257 78H259V77H257ZM257 78H256V79H257ZM17 79H16V80H17ZM33 79H35L34 76H33ZM36 79L39 80V78H36ZM62 79H63V78H62ZM75 79H76V78H75ZM75 79H74V81H75ZM161 79H162V78H161ZM164 79H165V78H164ZM220 79H221V80H220ZM259 79H260V78H259ZM259 79H257V80H259ZM262 79H264V78H262ZM7 80H8L7 78H6V80L4 79V81H7ZM19 80H18L17 82H19ZM47 80H48V79H47ZM53 80H54V79L52 78V81H53ZM55 80L58 81L59 79H58V80L55 79ZM64 80L66 81L65 78H64ZM70 80H71V79H70ZM149 80H150V79H149ZM157 80H158V81H157ZM180 80H181L180 77H179V78L177 77V80H176L175 83H178ZM205 80H206V79H205ZM207 80H206V81H207ZM243 80H245V82H244ZM257 80H256V81H257ZM2 81H3V80H2ZM2 81H1V82H2ZM8 81H9V80H8ZM29 81H30V80H29ZM29 81H28V82H29ZM32 81H33V80H32ZM40 81H42V80H40ZM43 81H44V80H43ZM56 81H54V83H56ZM68 81H69V80H68ZM76 81H77V80H76ZM79 81H80V80H79ZM79 81H78V83H79ZM161 81H162V80H161ZM163 81H164V80H163ZM209 81H208V82H209ZM223 81H225V82H223ZM236 81H237V82H236ZM241 81H242V82H241ZM15 82H16V81H15ZM15 82H14V83H15ZM35 82H36V81H35ZM44 82H46V78H45V81H44ZM66 82H67V81H66ZM72 82H73V81H72ZM81 82H83V81H81ZM149 82H150V81H149ZM149 82H148V83H145L143 87H145V85L150 84ZM229 82L232 83L231 81H229ZM2 83H3V82H2ZM6 83H7V82H6ZM6 83H5V84H6ZM20 83H21V82H20ZM23 83H24V87H25V86H26L25 81H23ZM23 83H22V86H23ZM33 83H34V82H33ZM38 83H40V82L38 81ZM52 83H53V82H51V84H52ZM54 83H53V84H54ZM73 83H74V82H73ZM73 83H71V84H73ZM100 83H101V82H100ZM201 83L203 84V81H202ZM235 83H237V84L235 85ZM5 84L3 83V86H4ZM8 84H9V83H8ZM30 84H31V83H30ZM42 84H43V83H42ZM46 84H47V83H45V85H46ZM62 84H64V83H62ZM68 84L70 85V82H69ZM75 84H77V83H75ZM134 84H135V83H134ZM156 84H157V85H156ZM161 84H162V83H161ZM163 84L166 85L167 82H166V84H165V81H164ZM184 84H185V83H184ZM184 84H183V85H184ZM186 84H187V83H186ZM204 84H205V83H204ZM208 84H209V83H208ZM28 85H29V83H28ZM47 85H48V84H47ZM59 85H61V84H59ZM59 85H58V86H59ZM80 85H81V84H80ZM80 85L77 84V85L75 86V87H76L75 90H76V89H77L78 91L81 90V94H83V90H82V87H83V86L81 87ZM142 85H143V84H142ZM164 85H163V87H161V88H165V89H166L167 87H166V86L164 87ZM173 85H176V84H173ZM188 85H189V83H188ZM206 85H207V83H206ZM234 85H235V87H234ZM247 85H248V86H247ZM261 85H262V84H261ZM9 86H11V85H9ZM9 86H8V88H9ZM13 86H14V84L12 85V87H13ZM17 86L20 87L21 85L19 86L18 83H17ZM36 86H37V84H36V85L33 84V85H32L31 87H29V88H28V86H27V88H28V90H26L27 92L24 90V87H23V89L20 88V89L23 90V91H22L23 93L20 91L22 94H24V91L26 92V94L28 93L29 97H28V98L26 97L28 103H30L29 101L33 102V97H31L32 94H33V96H34V94H35V95L37 94V95H36L37 97L40 95L39 93H37V92H38V91H37V88H39V87H37V88L35 89ZM39 86H40V85H39ZM41 86H42V85H41ZM51 86H52V85H51ZM61 86H63V85H61ZM61 86H60V87H61ZM64 86L66 87V85H64ZM64 86L62 87V90H63L64 92H66V91H67V92H72L73 95H77V94H78V93L75 94V92H73L74 90L72 91V88L74 87L73 85H72L73 87L71 86L72 88L69 87V86L67 85L69 88H65V89H63ZM87 86H88V87H87ZM151 86H152V85H151ZM161 86H162V85H161ZM259 86H260V85H259ZM262 86H264V85H262ZM54 87H55V86H54ZM54 87H52V88H54ZM134 87H136V86H134ZM139 87H140V88H143V87L137 85V87H136L135 89L132 88L131 93H132V92H133V93L141 92V91L144 89V88H143V89L141 90V89H139ZM182 87H183V86H182ZM185 87H186V85H185ZM185 87H183V88L180 87V88L182 89V91H184L185 89L189 88L190 85H189V87H187V88H185ZM205 87H206V86H205ZM213 87H214V90L216 89L215 91L213 90ZM3 88H4V87H3ZM32 88H34V90H36V91H34V90L32 91ZM44 88H45V87H44ZM47 88H48V87H47ZM149 88H150V86H149ZM159 88H160V87H158V89H159ZM176 88H177V85H176ZM176 88H175V89H176ZM203 88H204V87H203ZM235 88H236V89H235ZM242 88H244V90H243ZM246 88L248 89V92L245 91ZM252 88H255V89H252ZM13 89H14V88H13ZM17 89H18V88H17ZM25 89H26V88H25ZM29 89H31V90H29ZM39 89H41V88H39ZM50 89H51V87H50ZM54 89H55V88H54ZM90 89H91V87H89V85H86L85 90H86L87 93H89L88 91H89ZM138 89H139L140 91H137ZM153 89H154V88H153ZM237 89H242V90L245 91V92H240V97H238V96H239V90H237ZM0 90H1V89H0ZM58 90H60V89H58ZM87 90H88V91H87ZM160 90H162V89H160ZM177 90H179V89H177ZM236 90H237V91H236ZM242 90H240V91H242ZM251 90H252V91H251ZM15 91H16V90H15ZM40 91H42V90H40ZM53 91H54V90H53ZM53 91H52V89H51V93H52ZM55 91H56V90H55ZM55 91H54V93H55ZM150 91L152 92L153 90H150ZM150 91L148 90V93H146V94L148 95V99H149V97L152 96V94H151ZM173 91H174V90H173ZM182 91H180V92H182ZM196 91H198V90H196ZM203 91H205V90H203ZM20 92H19V93H20ZM42 92H44V91H42ZM42 92H41V93H42ZM58 92H60V91H58ZM156 92H158V90H156ZM156 92H155V93H156ZM159 92H162V91H159ZM206 92H207V91H206ZM251 92H252V94L250 95ZM3 93H4V92H3ZM56 93H57V92H56ZM62 93H63V92H62ZM84 93H85V91H84ZM152 93H154V92H152ZM170 93H171V92H170ZM178 93H179V92H178ZM236 93H238V96H236V95H237ZM1 94H2V93H1ZM5 94H6V93H5ZM70 94H71V93H70ZM70 94L67 93V98H68V95H70ZM111 94H112V93H111ZM137 94H138V93H137ZM141 94H142V93H141ZM146 94H145V95H146ZM166 94H167V93H166ZM200 94H201V93H200ZM216 94H217V95H216ZM131 95H132V94H131ZM133 95H134V94H133ZM215 95H216V96H215ZM1 96H2V95H1ZM22 96H23V95H22ZM24 96H26V95H24ZM24 96H23V97H24ZM40 96H41V95H40ZM203 96H204V95H203ZM2 97H3V96H2ZM37 97H34V98H37ZM54 97H55V96H54ZM57 97H58V96H57ZM70 97H72V95L69 96V98H70ZM74 97H75V96H74ZM77 97H79V95H78ZM82 97H85V96H82ZM89 97H91V96H89ZM89 97L84 98V101H85L84 103L87 102L86 100L90 101V98H89ZM134 97H136V96H134ZM134 97H133V98H134ZM145 97H146V96H145ZM145 97L143 96V98H145ZM165 97H167V96H166V95L162 96V100H159V101H161L160 103L163 104V103L165 102V101H164V100H165V99H164ZM199 97H200V95H199ZM204 97H205V96H204ZM253 97H254V96H253ZM253 97H252V98H253ZM72 98H73V97H72ZM88 98H89V99H88ZM93 98H95V96H94ZM93 98H92V100H93ZM139 98L141 99V95H138V99L135 98L136 101H138V100L140 101ZM146 98H147V97H146ZM167 98H168V97H167ZM167 98H166V101H167V102H165L166 104L169 103L168 100H167ZM195 98H196V97H195ZM201 98H203V97L201 96ZM201 98H200V99H201ZM211 98H212V97H211ZM250 98H251V97H250ZM24 99H25V98H24ZM50 99H51V98H50ZM111 99H112V97H111L110 99L107 100L106 104H107V103L109 102V100H111ZM148 99H147V101H148ZM157 99H159V98H156V101H158ZM160 99H161V98H160ZM198 99H199V98H198ZM205 99H206V98H205ZM242 99H243V98H242ZM245 99H246V98H245ZM0 100H1V99H0ZM3 100H4V99H3ZM19 100H20V98H19ZM92 100H91L90 104H89V102H87L88 104L86 103V104H87L86 107H89V106L91 107V106L93 105ZM141 100H142V99H141ZM149 100H150V99H149ZM201 100H202V102H203V99H201ZM210 100H211V99H210ZM21 101H22V100H21ZM37 101H38V100H37ZM71 101H72V100H71ZM112 101H113V100H111V102H112ZM132 101H133V100H132ZM139 101H138V104H139ZM193 101H194V102H193ZM3 102H4V101H3ZM27 102H26V103H27ZM34 102H35V101H34ZM80 102H81V101H80ZM111 102H109V104H110ZM113 102H114V101H113ZM130 102H131V101H130ZM200 102H201V101H200ZM200 102H197V100H196V103H200ZM202 102H201V104H202ZM240 102H241V101H240ZM21 103H23V102H21ZM140 103H141V102H140ZM147 103H148V102H147ZM160 103H159V104H160ZM188 103H189V105L192 104V105H190V106H191V107H190L191 109H189V110H191V112H192V110H193L192 108H195V106H197L198 108H200L199 105H197V104L195 103V100H192L191 102H188ZM37 104H38V102H37ZM77 104H81V103H78V102H77ZM82 104H83V102H82ZM82 104H81V105H82ZM86 104H85V105H86ZM130 104H131V103H130ZM138 104H137V105L133 104V105H135L136 107H137V106H140V105H138ZM141 104H142V103H141ZM181 104H182L181 102H177L176 100H174V102H171V101H170V104H167V105H169V107H171V108L173 107L172 110L170 109V113H169V112L166 113V114H165V113H159V112H158L159 110H158V111L155 110V112L157 111L158 113H157V112H156V113L154 112V114H155L154 117H155L157 114H158L159 116H160V114H161L162 116H163V115H168V116H169L170 114H172L171 112H173V111L175 112L176 109H179V108H180V111H179V110H176V113L178 114V113H180V112L183 111V108H185V107H183ZM227 104H228V105H227ZM240 104H241V103H239V105H240ZM9 105H11V104H9ZM12 105L14 106L13 103H12ZM35 105H36V104H35ZM40 105H41V104H40ZM114 105H116V104H114ZM7 106H8V105H7ZM36 106H38V105H36ZM55 106H56V105H55ZM75 106H76V105H75ZM135 106H132V107H135ZM180 106H181V107H180ZM186 106H188V105H186ZM200 106H201V105H200ZM19 107H20V106H19ZM32 107H33V106H32ZM34 107H35V106H34ZM110 107L112 108V107H115V106H113V104H112V105H109V107H108V105H105L104 110H105V111H106V110L109 111V110L111 109ZM159 107H161V105H159ZM169 107H168V106L165 107L164 104H163V106H162L161 108L163 109V111H164V109H167V111H169ZM176 107H179V108H176ZM197 107H196L195 109H197ZM234 107H235V106H234ZM234 107H233V108H234ZM236 107H237V106H236ZM10 108H11V107H10ZM15 108H16V107H14V109H15ZM117 108H120L119 105L117 106ZM137 108H139V107H137ZM156 108H157V107H156ZM174 108H175V109H174ZM186 108H187V107H186ZM228 108H229V107H228ZM11 109H12V108H11ZM87 109H88V108H87ZM94 109H95V107H94ZM159 109H160V108H159ZM229 109H231V108H229ZM88 110H90V109H88ZM135 110H136V109H135ZM135 110H134V111H135ZM181 110H182V111H181ZM197 110H198V109H197ZM85 111H86V110H85ZM108 111H107V113H109ZM134 111H133V112H134ZM165 111H166V110H165ZM178 111H179V112H178ZM220 111H222V110H220ZM174 112H173V113H174ZM193 112H194V110H193ZM193 112H192V114H193ZM198 112H199V111H198ZM107 113H105V114H107ZM119 113H120V112H119ZM176 113H175V114H176ZM1 114H2V113H1ZM7 114H8V113H7ZM63 114H64V113H62V115H63ZM66 114H67V112H66ZM66 114H65V115H66ZM175 114H174V115H175ZM177 114H176V115H177ZM3 115H4V114H3ZM3 115H2V116H3ZM89 115H90V114H89ZM158 115L156 116V118H158ZM190 115H191V114H190ZM194 115H195V113H194ZM196 115H197V114H196ZM196 115H195V117H196ZM202 115H203V114H202ZM202 115L200 114V118H201V117H204V116H202ZM224 115H225V113H224ZM224 115H222V116H224ZM0 116H1V115H0ZM107 116H109V115H107ZM117 116H118V115H117ZM119 116H120V114H119ZM198 116H199V114H198ZM3 117L5 118V116H3ZM6 117H7V116H6ZM10 117H11V116H10ZM79 117L82 118V116H79ZM154 117H153V118H154ZM170 117H172V116H170ZM192 117H193V116H192ZM192 117L190 118V125H191ZM226 117H227V116H226ZM151 118H152V115H151ZM161 118H164V116L161 117ZM167 118H168V117H167ZM197 118H198V117H197ZM207 118H208V115H207ZM207 118H206V119H207ZM212 118H213V116H212ZM212 118H211V119H212ZM222 118H223V117H222ZM224 118H225V117H224ZM224 118H223V120H224ZM35 119H37V118H35ZM78 119H80V118H77V120H78ZM85 119L87 120V116L85 117ZM88 119H89V117H88ZM119 119L122 120L121 117H120ZM149 119H150V118H149ZM149 119L147 118L145 121H147V120H149ZM159 119H160V118H159ZM159 119H157V120L155 119V120L158 121ZM164 119H166V118H164ZM164 119H163V120H164ZM198 119H199V118H198ZM204 119H205V118H204ZM206 119H205V120H206ZM208 119H209V120H208V121L206 120V122H208V125H209V123L212 122V121L210 120V118H208ZM229 119H230V118H229ZM1 120H2V119H1ZM5 120H6V119H5ZM123 120H124V119H123ZM128 120L131 121L132 118H131V119H128ZM151 120H152V119H151ZM153 120H154V119H153ZM155 120H154V123L156 122ZM160 120H161V119H160ZM220 120H222V119H219L218 122L223 123V121L221 122ZM225 120H228V119L225 118ZM225 120H224V123H227V121H225ZM7 121H8V118H7ZM7 121H6V122H7ZM32 121H35V120H32ZM133 121H134V119H133ZM185 121H187V119H186ZM188 121H189V120H188ZM195 121H196V120H195ZM200 121H202V120H200ZM200 121H199V123H200ZM203 121H204V120H203ZM4 122H5V121H4ZM35 122H36V121H35ZM45 122H46V121H45ZM72 122H73V121H72ZM88 122H89V121H88ZM88 122L85 121V123H88ZM117 122H119V121L117 120ZM151 122H152V121H151ZM192 122H193V121H192ZM206 122H205V123H206ZM231 122H232V120H231ZM231 122H229V123H227V124L229 125ZM39 123H40V121H39ZM83 123H84V122H83ZM129 123H130V122H129ZM133 123H134V122H133ZM143 123H144V122H143ZM143 123H142V124H143ZM145 123H146L147 125H149L150 128H153V129H151V130L154 131V130L156 129V127H154V125L152 126V125L150 124V121H147V122H145ZM148 123H149V124H148ZM159 123H162V120H161V122H159ZM180 123L182 124V123H185V122H182V121H181V122H179V124H180ZM199 123H198V124H199ZM224 123H223V124H224ZM8 124H9V123H8ZM8 124H6V126H7ZM36 124H37V125H36ZM36 124H35V125H36L37 127H36V126H35V127H36L37 130H39V129H40V124H39V125H38V123H36ZM45 124H46V123H45ZM98 124L101 125V123H99V122H98ZM103 124H104V123H103ZM155 124H157V123H155ZM179 124H178V125H179ZM181 124H180V125H181ZM201 124H202V123H201ZM206 124H207V123H206ZM206 124H204V125H206ZM210 124H211V123H210ZM212 124H213V123H212ZM218 124H219V123H218ZM243 124H244V123H243ZM2 125L5 126L4 124H2ZM33 125H34V124H33ZM78 125H79V124H78ZM81 125H82V124H81ZM84 125H86V126H88V127H86V126H84ZM93 125H94V124H93ZM96 125H97V124H96ZM131 125H132V124H131ZM158 125H159V124H157V126H158ZM180 125H179V126H180ZM188 125H189V124H188ZM213 125H214V124H213ZM221 125H222V124H221ZM224 125H225V124H224ZM228 125H227V126H228ZM231 125H232V124H231ZM3 126H1V127H2V128H5V127H3ZM83 126H84V131H85V132H88V131L86 130L87 128H88L89 130H90V128L92 129V126H89L88 124H83L82 127H83ZM103 126H104V125H103ZM121 126H122V124H121ZM140 126H141V125H140ZM140 126H139V127H140ZM142 126H143V125H142ZM142 126H141V127H142ZM155 126H156V125H155ZM171 126H172V125H171ZM175 126H176V125H174L173 127H175ZM193 126H194V125H193V123H192V126H191V127L194 128L195 126H194V127H193ZM202 126H203V125H202ZM227 126H226V127H227ZM20 127H21V129L25 130V128H26L27 126H25V123H24V124H22ZM38 127H39V128H38ZM97 127H98V126H97ZM131 127H132V126H131ZM131 127H130V128H131ZM143 127H145V128H143ZM143 127H142L143 131H145V130H149V129H150L149 127L146 128L147 126H145V125H144ZM176 127H177V126H176ZM176 127L174 128L175 130H176ZM186 127H187V126H186ZM207 127H208V126H207ZM207 127H206V128H207ZM210 127L213 128V126H211V125H210ZM32 128H33V127H32ZM32 128H31V129H32ZM55 128L57 129L56 132H58V130L60 129L58 126L55 127ZM95 128H96V127H95ZM133 128H135V127H133ZM159 128H161V126H159ZM179 128H180V127H179ZM179 128H178V129H179ZM238 128H239V127H238ZM5 129H6V128H5ZM26 129H27V128H26ZM97 129H99V128H96L95 130L97 131ZM101 129H102V128H101ZM123 129H124V128H122V132L124 133L125 130H123ZM128 129H129V128H128ZM131 129H132V128H131ZM131 129H130V130H131ZM135 129H137V127H136ZM140 129H141V128H140ZM164 129H165V128H164ZM178 129H177V131L180 130V129H179V130H178ZM185 129H186V128H185ZM188 129H189V128H188ZM188 129H186V131H188V132H190V131L192 130L191 128H190L191 130L189 129L190 131H189ZM208 129H209V128H208ZM1 130H2V129H1ZM3 130H4V129H3ZM3 130H2V131H3ZM27 130H28V129H27ZM81 130L83 131V128H81ZM133 130H134V129H133ZM157 130H158V129H157ZM167 130H168V129H167ZM167 130H166V131H167ZM170 130H171V129H170ZM175 130H174V131H175ZM204 130H205V129H204ZM209 130H210V129H209ZM235 130H237V129H235ZM240 130H241V129H240ZM4 131H5V130H4ZM54 131H55V130H54ZM59 131H60V130H59ZM98 131H100V129H99ZM120 131H121V129H120ZM128 131H129V130H126V132H128ZM164 131H165V130H164ZM180 131H181V130H180ZM180 131H179V132H180ZM210 131L212 132V130H210ZM241 131H242V130H241ZM243 131H244V130H243ZM245 131H246V130H245ZM60 132H61V131H60ZM126 132H125V133H126ZM137 132H139V131H137ZM147 132H148V131H147ZM151 132H152V131H151ZM155 132H156V135H157L158 133H157L156 130H155ZM162 132H163V130L161 131V133H162ZM179 132H175L174 134H173V132H172V134H173V136L176 135V133H178V135L180 134L179 136H180V139H181V132H180V133H179ZM246 132H248V131H246ZM246 132H244L245 135H246ZM5 133H6V132H5ZM5 133L2 132L3 136L5 135ZM36 133L39 134V133H41V131H40V132L37 131ZM58 133H59V132H58ZM139 133H142V131L139 132ZM159 133H160V132H159ZM238 133L241 134L240 132H238ZM84 134H85V133H84ZM134 134H135V133H134ZM134 134H133V136H132L131 133H129V134L127 133V134H126V138H128V137L130 138L131 136L134 138V137L136 136V135H134ZM143 134H144V133H143ZM143 134H142V136H143ZM152 134H154V133H152ZM163 134H164V136H165V134H167V132H164ZM163 134H161V136H162ZM170 134H171V133H170ZM187 134H188V133H187ZM187 134L185 133V135L182 136V137H185V136H186V138H182V139L184 140V141H182L183 144H181V143H177V144H178V150H179V148L183 147V148H181V149L183 150V153H184V154H187V155H190L189 152H190V153H193V151L191 152V149L194 150V148H192V147H196L195 143H197V141H200V140H201V139H199V138H201V136H200L201 134L199 133V136H200V137L197 138L195 142H192V140L189 141L188 138L191 137V136H189V135H187ZM207 134H208V132H207ZM6 135H7V134H6ZM10 135H11V134H10ZM85 135H86V134H85ZM119 135H120V136H119V137H120L119 139H121V140H120V141L113 140L114 143H116V142H124V141H127V142H128L127 146L129 145V146H131V148H133L132 146L135 147V145H137V143H140L141 147H142V146H145V145H149V144H145L146 142H145V141H142V138H141V136H139V135H137V136H136L137 138L135 137L134 140H131V141H132V142L130 141L131 143L129 142L128 139H127V140H126V139H122L123 136L121 137V134H119ZM140 135H141V134H140ZM148 135H149V134H148ZM148 135L146 134V136H147L146 139H147V140L149 139V138H148V137H149ZM159 135H160V134H159ZM241 135H242V134H241ZM241 135H240L239 137H241ZM250 135H251V134H250ZM3 136H2V137H3ZM18 136H19V135H18ZM144 136H145V135H144ZM179 136H178V137H179ZM187 136H189V137L187 138ZM247 136H248V133H247ZM0 137H1V136H0ZM8 137H9V136H8ZM12 137H13V136H12ZM12 137H11V138H12ZM16 137H17V136H16ZM16 137H15V138H16ZM46 137H47V136H46ZM46 137H45V138H46ZM151 137H152V136H151ZM153 137H154V136H153ZM159 137H160V136H158L157 138H159ZM178 137L176 136L177 141H178V140L180 141V139H178ZM205 137H206V138L208 137V139L210 140V138L212 137V136H211V133L208 134V135L205 136ZM205 137H204V139H205ZM242 137H243V136H242ZM242 137H241V138H242ZM11 138H10V139H11ZM15 138H12V140H9V141H8V140H7L8 138H6V137L4 138V137H3L4 140H5V139L7 140V142L4 143V145L7 144V145H6V146H7L6 148H8V146H9V147H11L13 150H15V152H16L15 147L17 146L18 143H21V142H18L17 144H15L16 140H15V142L13 141V139H15ZM42 138H43V136H42ZM124 138H125V137H124ZM133 138H131V139H133ZM138 138H139V139H138ZM154 138H155V140H157L156 137H154ZM253 138H254V136H253ZM3 139H2V140H3ZM16 139H17V138H16ZM146 139L144 138V140H146ZM150 139H152V138H150ZM163 139H164V137H163ZM165 139H166V136H165ZM212 139L214 140V138H212ZM247 139H248V138H246L245 140H247ZM0 140H1V139H0ZM4 140H3V141H4ZM147 140H146V141H147ZM155 140H154V141H155ZM169 140H170V139H169ZM187 140H188V141H187ZM206 140H207V139H205V141H206ZM239 140H240V138H239ZM239 140H238V141H239ZM243 140H244V139H243ZM248 140H251V139H248ZM10 141H11L12 143H11ZM151 141L154 143L153 140H150V142H151ZM165 141H166V140H165ZM172 141H175V143L177 142L175 139H172ZM172 141H171V142H172ZM207 141H208V140H207ZM240 141H241V140H240ZM0 142H1V141H0ZM148 142H149V141H148ZM152 142H151V143H152ZM189 142H192L191 145H190V146H191V149H189L188 147H184V146L187 145V144L189 145ZM200 142H201V141H200ZM246 142H247V141H246ZM246 142H244V143H246ZM251 142H252V141H251ZM251 142H248V143H251ZM47 143H48V141H47ZM114 143H112V144L114 145ZM125 143H126V142H125ZM125 143H123V145H124ZM133 143H136V144H133ZM186 143H187V144H186ZM242 143H243V141H242ZM244 143H243V144H244ZM253 143H254V142H253ZM253 143H252V144H253ZM1 144H2V143H1ZM13 144H14V145H13ZM117 144H119V143H117ZM171 144L174 145V142L171 143ZM177 144H175V145H177ZM26 145H27V144H26ZM28 145H29V144H28ZM123 145H122V146H123ZM173 145H172V146H173ZM238 145H240V144H238ZM259 145H260V144H259ZM1 146H2V145H1ZM20 146H21V145H20ZM23 146H25V142H24ZM29 146H32V145H29ZM46 146H47V145H46ZM129 146H128V148H130ZM149 146H150V145H149ZM248 146H250V145H248ZM253 146H254V145H253ZM26 147H27V146H26ZM139 147H140V146H139ZM147 147H148V146H147ZM250 147H252V146H250ZM250 147H249V149H251ZM6 148H5V149H6ZM18 148H20V147H18ZM44 148H45V147H44ZM112 148H113V147H112ZM114 148H115V147H114ZM114 148H113L112 150H116V148H115V149H114ZM120 148H121V146L119 147V149H120ZM131 148H130L129 150H131ZM137 148H138V147H137ZM196 148L198 149V146H197ZM246 148H248V147H246ZM246 148H245V149H246ZM3 149H4V148H3ZM9 149H10V148H9ZM24 149H25V148H24ZM27 149H28V147H27ZM45 149H48V146H47V148H45ZM49 149H50V148H49ZM121 149H122V148H121ZM176 149H177V148H176ZM181 149H180V150H181ZM197 149H196V150H197ZM234 149H235V148H234ZM240 149H241V148H240ZM110 150H111V149H110ZM112 150H111V151H112ZM123 150H124V152H126L127 149H124V148H123ZM133 150H135V148H134ZM133 150L130 151V152H132V157H133ZM136 150H137V149H136ZM139 150H140V149H139ZM142 150L144 151L143 147H142ZM170 150H175V149L172 148V149H170ZM242 150H243V149H241L240 151H242ZM247 150H248V149H247ZM247 150H246V151L244 150V153L246 152V154H247V152H248ZM102 151H103V150H102ZM121 151H122V150H121ZM137 151H138V150H137ZM232 151H233V149H232ZM234 151H235V152H233V154L235 153V155H237V157L240 156V154H238L240 151H239L237 154H236L237 149H235ZM1 152H2V151H1ZM104 152H105V151H104ZM112 152H113V151H112ZM119 152H120V151H119ZM119 152H117V155L115 154L114 157H115V156L117 157ZM124 152H121V153H124ZM128 152H129V151H128ZM139 152H140V151H139ZM181 152H182V151H181ZM194 152H195V151H194ZM198 152H199V151H198ZM230 152H231V151H230ZM249 152H250V151H249ZM12 153H14V151H13ZM115 153H116V151H115ZM137 153H138V152H137ZM26 154H27V152H23V153H20L19 156H22V157H23V156H25ZM98 154H99V153H98ZM108 154L112 155L111 153H108ZM125 154H126V153H125ZM130 154H131V153H130ZM134 154H135V153H134ZM141 154H143V153L141 152ZM248 154H250V153H248ZM40 155H41V154H40ZM104 155H105V153H104ZM104 155H103V156H104ZM177 155H178V154H177ZM193 155H194V154H193ZM193 155H192V156H193ZM227 155H228V154H227ZM230 155H231V154H230ZM244 155H245V154H244ZM120 156H121V155H120ZM129 156H130V155H129ZM183 156L185 157V155H183ZM194 156H195L197 159L200 157V156L198 155V153H195ZM194 156H193V158L195 159ZM98 157H99V155H98ZM98 157H97V158H98ZM100 157H101V156H100ZM100 157H99V158H100ZM114 157H113V159H114ZM116 157H115V158H116ZM122 157H123V156H122ZM122 157H121V158H122ZM134 157H135V156H134ZM219 157H220V158L223 157L222 159H224V156H222V155L219 156ZM225 157H226V156H225ZM229 157H231V156H229ZM237 157H236V158H237ZM95 158H96V157H95ZM97 158H96V159H97ZM119 158H120V157H119ZM128 158H130V157H128ZM185 158H187V157H185ZM200 158H201V157H200ZM124 159H125V158H124ZM194 159H193V160H194ZM197 159H196V161H197ZM215 159H216V158H215ZM218 159H219V158L217 157L216 160H218ZM228 159H229L230 161H234V162L239 163V160H236V159H234L233 157L228 158ZM27 160H28V159H27ZM126 160H127V159H126ZM126 160H125V161H126ZM200 160H201V159H200ZM202 160H203V158H202ZM114 161H115V162H113V164H112V165H113V170H114V168H115L116 170L119 169L118 172H119V174H121V171L123 172V171H124L123 169H126L125 167L127 166V162H125V164H123V166H122V162H121V161H118V158H117L116 160H114ZM123 161H124V160H123ZM128 161H129V160H128ZM209 161H210V160H209ZM214 161H215V160H214ZM214 161L212 160V161H210V163H212V162H214ZM117 162H119L120 164L117 163ZM133 162H134V161H133ZM194 162H195V160H194ZM215 163H217V161H215ZM237 163H236V164H237ZM142 164H143V163H142ZM191 164H192V163H191ZM191 164H189V165L191 166ZM194 164H195V163H194ZM197 164H198V165H197ZM200 164H201V163H200ZM208 164H209V163H208ZM232 164H233V163H232ZM232 164H231V166H232ZM239 164H240V163H239ZM239 164H238V165H239ZM120 165H121V166H120ZM140 165H141V164H140ZM184 165H185V164H184ZM196 165H197L198 167L200 166L199 163H196ZM213 165H214V164H213ZM213 165H212V168H210V169H212V170H213ZM226 165H227V164H226ZM226 165H225V166H226ZM234 165H235V164H234ZM56 166H57V165H56ZM141 166H142V165H141ZM192 166H193V169H194V171H195V170L197 169V168H196L197 166H195V168H194V165H193V164H192ZM216 166H217V165H216ZM109 167H111V165H110ZM184 167H185V166H184ZM186 167H187V166H186ZM201 167H202V166H200V168H201ZM214 167H215V166H214ZM228 167H229V166H228ZM111 168H112V167H111ZM120 168H121V169H120ZM127 168H128V167H127ZM145 168H146V171L149 170L146 166H145ZM145 168H143V169H145ZM200 168H199V169H200ZM202 168L205 169L206 167L204 166V167H202ZM215 168H216V167H215ZM215 168H214V174L216 175L218 171L215 172ZM218 168H219V167H218ZM239 168H242V167H239ZM243 168H244V166H243ZM245 168H246V167H245ZM245 168H244V169H245ZM187 169H188V167H187ZM187 169H186V171H188ZM193 169L191 168V171H190V172L188 171L189 174H188L187 176H190V174L195 173V172H193ZM208 169H209V167H208ZM208 169H207V170H208ZM113 170H111V171H113ZM116 170H114V171H116ZM126 170H127V169H126ZM183 170H185V169H183ZM197 170H198V169H197ZM197 170H196V172H199V170H198V171H197ZM200 170H201V171H205V170H202V169H200ZM212 170H211V171H212ZM216 170H219V169L216 168ZM38 171H39V170H38ZM232 171H233V170H232ZM232 171L228 170L227 173H226V174H227L226 177H227L228 184H229V183L231 184V182H234V181H231V182H230V179H233V178H237V177H238V176H236L237 174H236V173L234 174V172H232ZM126 172H127V171H125V172H123V173H126ZM188 172H187V173H188ZM116 173H117V172H116ZM123 173H122V174H123ZM148 173H149V171H148ZM148 173H147V175H148ZM205 173H206L207 176H208L209 174H212V176H211V177L209 176V178H208V179L212 178V182L214 181L213 179L217 177V176H215V175L213 174V171H212V173H211L210 171H209V173H208V172H205ZM205 173H204V174H205ZM207 173H208V174H207ZM111 174H112V173H111ZM151 174H153V173H151ZM204 174H203V175H204ZM218 174H220V173H218ZM113 175H115V173H113ZM117 175H118V173H117ZM117 175H115V176H111L112 178L116 179V180H114L115 182L111 181L112 178L110 177L111 180H109V181H111V182H113V183H110L109 181H106V182H108V183L110 184V185H108V184L106 183V184H107V187H106V184H104L105 187H106V189L108 188L109 191H110L109 188H111L112 185H114L115 183L118 182L119 179L116 178ZM185 175H186V174H185ZM198 175H200V173H197L196 175H193V176L195 177V176H198ZM206 175H204V176H206ZM224 175H225V174H224ZM224 175H223V176H224ZM238 175H239V174H238ZM149 176H150V177H149ZM149 176H148V177L151 178L152 175L149 174ZM187 176H185V177L187 178ZM200 176H201V175H200ZM204 176H203V177H204ZM213 176H214V177H213ZM218 177H220V176H218ZM218 177H217L216 181H219V180H218ZM103 178H104V177H103ZM103 178L100 179V177H99L98 179H99V180H102ZM110 178H108V179H110ZM146 178H147V176H146ZM191 178H192V177H191ZM204 178H205V177H204ZM240 178H241V177H240ZM89 179H94V176H93L92 178L89 177ZM108 179H104L103 182H104L105 180H108ZM183 179H184V178H183ZM188 179H189V178H188ZM193 179H195V178H193ZM202 179H203V178L201 177L200 180H202ZM208 179H207V180H208ZM87 180H88V179H87ZM99 180H97V181H98L97 183L100 184L101 181H99ZM204 180H206V178H205ZM234 180H235V179H234ZM88 181H89V180H88ZM90 181H91V180H90ZM116 181H117V182H116ZM192 181H194V180H192ZM198 181H199V180L197 179L196 183H197ZM208 181H210V180H208ZM216 181H215L214 183H216ZM227 181L222 182V183H223V184H227V183H226ZM236 181H238V180L236 179ZM236 181H235V184H236ZM186 182H187L186 185H189V186H190L189 190H190V189H193L192 186L194 187L195 185H192V182L190 181V179H189V181H186ZM210 182H211V181H210ZM212 182H211V183H212ZM220 182H221V181H220ZM74 183H75V184H74ZM74 183L72 184V186H73V188L75 189L77 183H76V182H74ZM184 183H185V181H183V184L181 185V186H184V187H182V188H185V187H186V185H184ZM193 183H194V182H193ZM214 183H212V185H211L210 183H207V186L209 187V186L211 185V186L213 187V185L215 186ZM237 183H238V182H237ZM101 184H102V183H101ZM111 184H112V185H111ZM217 184H218V183H217ZM217 184H216V185H217ZM228 184H227L226 186L228 187V189H231V188H229V185H230V184H229V185H228ZM196 185H197V184H196ZM218 185L221 186L222 184H218ZM231 185L233 186V184H231ZM108 186H110V187H108ZM189 186H187V187H189ZM226 186H225V187H226ZM232 186H231V187H232ZM177 187H180V186H177ZM187 187H186V188H187ZM195 187H196V186H195ZM195 187H194V188H195ZM217 188H220V187L217 186ZM221 188H222V186H221ZM235 188H237V190H239V186H237V187H235ZM74 189H73V190H74ZM103 189H105V188H103ZM177 189H178V188H177ZM224 189H225V188H224ZM226 189H227V188H226ZM240 189H241V188H240ZM178 190H179V189H178ZM180 190H181V188H180ZM74 191H75V190H74ZM176 191H177V190H176ZM186 191H187V190H186ZM190 191H191V190H190ZM190 191H189V192H185V193H190L191 196H193V197H195V196L197 197V196H198L197 193H195L196 188H195L194 190H192V192H190ZM107 192H108V191H107ZM172 192L174 193L175 191L173 190ZM182 192H183V191H182ZM232 192H234V191H232ZM176 193H177V192H175V193L172 194V196H171V197H173L174 200L177 199V198H176L177 196H178L179 199H184V197H182V195H181L182 193H180V191L178 192V195H177L176 197H174V195H175ZM183 193H184V192H183ZM179 195L181 196V198L179 197ZM111 196H114V195L111 194ZM111 198H112V197H111ZM117 198H118V197H117ZM114 199H115V198H114ZM114 199L112 198L113 203H114V201L117 200V199H115V200H114ZM119 199H121V198H119ZM119 199H118V200H119ZM227 199L229 200L228 197L224 198V200H225L226 203H227ZM218 200H219V199H218ZM218 200H217V201H218ZM220 200H222V199H220ZM175 201H176V200H175ZM177 201H179V200H177ZM215 201H216V199L213 200V198H212V202L214 203ZM218 202L221 203V201H218ZM225 202L222 200V203H223L222 206H226V207H224L225 209L222 208V207L220 206L222 203H221V204L219 203V204H220V205H219L217 202H215V203H217V204H216V207H218V208L220 207V209H219L220 211L218 210L219 214L225 212V210L228 208L227 205H224ZM111 203H112V202H111ZM118 203H120V202L118 201ZM122 203H123V201H121V204H122ZM215 203H214V204H215ZM226 203H225V204H226ZM100 204H101V203H100ZM118 205H119V204H118ZM96 206H97V205H96ZM96 206H95V208H96ZM113 206H114V205H113ZM121 206H122V205H120V208H121ZM60 207H61V205H60ZM114 207H115V206H114ZM116 207H118V206H116ZM116 207H115V208H116ZM221 208H222V209H221ZM113 209H114V208H113ZM90 210H91V212H92V211H94L95 209H93V208H89V211H90ZM96 210H99V206H98V209H96ZM128 210H129V208H128ZM131 210H132V209H131ZM131 210H129V211H131ZM89 211H88V212H89ZM95 212H96V211H95ZM169 212H170V211H168V213H169ZM93 213H94V212H93ZM171 213H172V212H170V214H171ZM91 216H92V215H91ZM169 216H171L172 219H173V217H174L173 215H169ZM164 218H165V216H163V222H165V221H164V220H165ZM167 218H168V217H167ZM169 218H170V217H169ZM171 218H170V220L168 219L169 222L172 220ZM89 219H91V217H90ZM96 220H97V219H96ZM166 221H167V220H166ZM0 222H1V223H4V220H1ZM54 223H55V222H54ZM136 226H138V225H136ZM136 226H135V227H136ZM83 228H86V227H83ZM83 228H82V229H83ZM136 228H138V227H136ZM86 230H87V228H86ZM120 230H121V229H120ZM120 230H119V231H120ZM82 231H83V230H82ZM84 231H85V230H84ZM115 231H118V230L116 229ZM115 231H114V233H116ZM124 231L127 232L126 229H124ZM122 232H123V230H122ZM133 233H135V232H134V229H133ZM8 235H10V232L7 233L6 236H8ZM117 235L119 236V234H117ZM120 235H121V234H120ZM258 239H259V238H258ZM260 239H261V238H260ZM4 240H6V238H5ZM258 241H259V242H258ZM261 241H262V243H260ZM261 241H260V240H257V241H256V243L258 242V243L262 244V246H261L260 244H258V245L261 247V248L259 247V248H260V251H259V249H258L257 247H255L256 250L258 249V251H259V252H258V251L256 252V250H255L256 254L258 255V256H255V257H256L255 259H258V258L260 257V258H261V259L259 258L260 261H261V260L264 261V240H261ZM101 242H102V244H106L105 241H103V239L101 240ZM236 243H237V242H236ZM258 245H255V246H258ZM44 247H47V245L44 246ZM236 247H239V245L236 246ZM38 250H40V249H38ZM258 253H259V254H258ZM254 254H255V253H254ZM194 255H195V254H194ZM243 255H244V254H243ZM192 256H193V255H192ZM196 256H197V255H196ZM244 256H246V254H245ZM197 257H198V256H197ZM197 257H196V258H197ZM190 258H191V256H190ZM244 258L246 259V257H244ZM192 259H193V258H192ZM255 259H254V260H255ZM194 260H195V258H194ZM256 262L259 263L258 260H257ZM260 263H261V262H260Z\"/></svg>","mask_w":264,"mask_h":264}]
</instances>
